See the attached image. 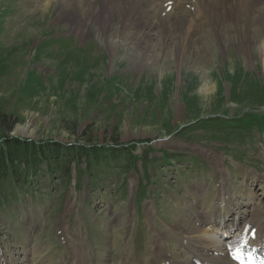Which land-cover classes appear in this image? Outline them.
I'll use <instances>...</instances> for the list:
<instances>
[{
	"label": "rangeland",
	"instance_id": "rangeland-1",
	"mask_svg": "<svg viewBox=\"0 0 264 264\" xmlns=\"http://www.w3.org/2000/svg\"><path fill=\"white\" fill-rule=\"evenodd\" d=\"M104 1L0 0L9 135L106 150L66 178L42 164L18 196L0 197V264H154L159 249L192 262L189 238L227 247L264 232L262 60L246 62L244 42H214L205 17L217 5L229 18L235 0H144L123 31L115 8L107 46L88 21L107 15ZM222 190L241 218L232 229L235 214L198 219Z\"/></svg>",
	"mask_w": 264,
	"mask_h": 264
},
{
	"label": "bare ground",
	"instance_id": "bare-ground-1",
	"mask_svg": "<svg viewBox=\"0 0 264 264\" xmlns=\"http://www.w3.org/2000/svg\"><path fill=\"white\" fill-rule=\"evenodd\" d=\"M102 1H104V0H101V2ZM106 2H107L108 7L112 6L109 8L107 7L108 8L107 15L105 14V17H103V18L97 17V20L95 23L92 20H88L89 22H92L94 25L99 26L98 28H94V29L95 30L98 29L101 32H98L99 34H96L95 36H96L97 40L99 41V43L104 44L105 46L110 44V38L113 35L112 34L113 32L112 33H109V32H110V28H111V22L114 21V16L117 13V11H116L117 9H115V8H118V9L120 8L122 11V22H121L120 30L123 31V29H126L127 27L130 28V27L135 26V24L132 25V23L130 21L132 19V16L134 15L133 13L134 12L136 13L138 11V9H140V6H142L141 4H142V2H144V0H108V1L106 0ZM104 3H105V1H104ZM223 3H224V0H221V1H217L215 4H218L219 7H223ZM251 3L254 6L253 11L250 7ZM212 7H213L212 8L213 10L209 14V17H208L209 11L205 12V17L207 18L208 23H209V21H211L212 26L218 28V31L217 32L215 31L217 33L218 37H216L217 39H215L214 42H219V41L244 42L245 43V45H244L245 50L244 51H246V53H247L245 55L247 57L246 62H251L252 59H254L255 57L258 58L259 60H262L261 65H262V71L264 73V0H235V5L233 7V10L232 9L227 10V12L230 13L229 18L225 17V15L222 14L221 11H218V9L216 8L217 5H212ZM104 9H105V6H104ZM256 9H258V10H256ZM254 10H256V11H254ZM249 11H252L251 14H249ZM104 12H105V10H104ZM81 14H82V12H81ZM94 14L97 15L96 13H94ZM116 15H119V14H116ZM117 18H120V17H117ZM115 21H116V19H115ZM128 22H129V24H128ZM136 22H138L136 25L140 24L139 21L136 20ZM94 25H92L91 23H86L83 28L81 27L82 30H80V35L82 34L81 36H86V34L88 33V30L91 31L93 29ZM232 26L236 27L235 28L236 32L234 33L235 35H232V33L229 30H226L227 32H226L225 36L221 35V33L223 32L222 29L224 27L229 28ZM251 26H254V27H251ZM250 42L253 44L255 43V45L251 46ZM241 47H243V46H241ZM179 62H181V61H179ZM228 195H229V193L223 191V193L218 198V201H217L218 203L216 204V206L213 207L208 212L206 211V213L200 214V216L198 218L200 220V222L206 221V224L210 227L213 224H216V222H214V220H212V218H221V219L223 218V219H225L226 216H227V218L228 217L230 218V215L235 214V217L233 220V225H230L228 228L230 229L232 226L234 227L235 221L236 220L239 221V219H241V218H239L238 213L234 209L231 208V204L229 202V196ZM225 220H226L224 222L225 225H228L229 222L227 221V219H225ZM226 223H228V224H226ZM219 226H220V224H219ZM241 235L242 234H240V236ZM260 237H264V232L262 230L261 225L257 224L254 229L245 231V235L242 236L241 239H240V237L234 238V241L232 243H230L227 247H224L225 244L223 242L217 240V239L216 240H214L213 238H209V239L208 238H202L201 239L200 237H198L199 238L198 240L205 243V244L207 243V245L205 246V244H204V246H195L193 244L194 240L192 241V238L191 239L189 238L186 241H184V243L186 244V248L192 254V257H191L192 262H189L186 260L180 262L173 255H168L164 251L159 249V251H157L156 254L154 255V260H155L154 264H264V248H263V246L258 245L255 248L256 249L255 251H257V252L252 251V249H251L252 244L255 241V238L258 239ZM237 249L240 250V255L242 257V261L233 258V253ZM249 249H251V250H249ZM208 250H209V252L211 251V253H215L217 257H214L213 255L212 256L207 255V254L204 255V253H207ZM77 263H79V262H77Z\"/></svg>",
	"mask_w": 264,
	"mask_h": 264
},
{
	"label": "trees",
	"instance_id": "trees-1",
	"mask_svg": "<svg viewBox=\"0 0 264 264\" xmlns=\"http://www.w3.org/2000/svg\"><path fill=\"white\" fill-rule=\"evenodd\" d=\"M11 118L10 114H5L0 109L1 198H7V193L12 190V194L18 196V191L20 192L28 185L29 178L36 175L42 164L46 165V173L61 172L66 178L72 162L78 166L80 160L86 159L92 162L88 168L96 167L98 165L97 156L100 153L106 154V150L98 147L64 149V146L58 143H40L12 137L9 135L14 126Z\"/></svg>",
	"mask_w": 264,
	"mask_h": 264
},
{
	"label": "snow or ice",
	"instance_id": "snow-or-ice-1",
	"mask_svg": "<svg viewBox=\"0 0 264 264\" xmlns=\"http://www.w3.org/2000/svg\"><path fill=\"white\" fill-rule=\"evenodd\" d=\"M233 258L242 261V257H241V255H240V250H239V249H237V250L233 253Z\"/></svg>",
	"mask_w": 264,
	"mask_h": 264
}]
</instances>
